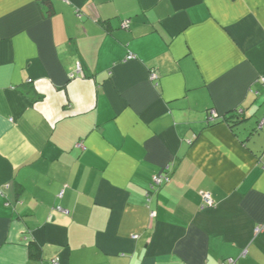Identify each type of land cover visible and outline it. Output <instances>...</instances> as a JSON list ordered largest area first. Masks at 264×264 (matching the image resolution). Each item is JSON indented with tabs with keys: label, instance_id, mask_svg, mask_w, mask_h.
Masks as SVG:
<instances>
[{
	"label": "crops",
	"instance_id": "1",
	"mask_svg": "<svg viewBox=\"0 0 264 264\" xmlns=\"http://www.w3.org/2000/svg\"><path fill=\"white\" fill-rule=\"evenodd\" d=\"M263 77L264 0H0V264H264Z\"/></svg>",
	"mask_w": 264,
	"mask_h": 264
},
{
	"label": "built area",
	"instance_id": "2",
	"mask_svg": "<svg viewBox=\"0 0 264 264\" xmlns=\"http://www.w3.org/2000/svg\"><path fill=\"white\" fill-rule=\"evenodd\" d=\"M124 25L129 26V21L126 20L124 22ZM134 58H135V56L133 54L128 55V57H127V59H134ZM78 76H84V73H83V70H82L80 63L76 64L73 73H71V75H70L71 78H75ZM152 76H153V78H157L156 74H153ZM262 82L264 83V77L262 78ZM240 111L242 112V110H240ZM259 127L264 128V118L262 120H260ZM169 181H170V177L167 175H164V174L156 175L153 179L152 188L155 189L156 187L161 186V185H163ZM201 195L203 197V207L204 208L205 207H211L215 204V201H214V199L210 193L202 192ZM61 210L65 213H68V210H65V209H61ZM235 263H236V260L234 258H229L223 264H235ZM54 264H56V262H54Z\"/></svg>",
	"mask_w": 264,
	"mask_h": 264
},
{
	"label": "trees",
	"instance_id": "3",
	"mask_svg": "<svg viewBox=\"0 0 264 264\" xmlns=\"http://www.w3.org/2000/svg\"><path fill=\"white\" fill-rule=\"evenodd\" d=\"M241 113L242 112H240V113L239 112H235V113H231L229 115H224L222 117V120L227 121L229 119L228 121L231 122V126L234 127L235 125L241 123L242 115H243ZM233 117H234V119L232 120L231 118H233Z\"/></svg>",
	"mask_w": 264,
	"mask_h": 264
}]
</instances>
